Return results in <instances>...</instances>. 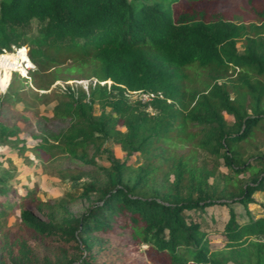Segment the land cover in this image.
I'll use <instances>...</instances> for the list:
<instances>
[{
  "label": "trees",
  "instance_id": "16d2710c",
  "mask_svg": "<svg viewBox=\"0 0 264 264\" xmlns=\"http://www.w3.org/2000/svg\"><path fill=\"white\" fill-rule=\"evenodd\" d=\"M220 1L0 0V52L29 47L32 94L54 102L53 117L67 121L39 136L34 155L96 168L79 194L66 193L71 201L96 196L85 212L74 215L64 198L41 203L49 206H39L41 215L20 210L23 227L58 240L42 254L25 238L9 241L11 187L0 171V264H264V203L254 195L264 192V139L253 137L264 131V0H247L255 17L247 23L219 12ZM19 51L0 57L2 90ZM70 63L89 80L87 90L67 83L51 89L61 79L56 71ZM201 75L205 81L193 85ZM22 81L11 77L2 104L22 100ZM128 91L163 97L133 101ZM18 132L0 116V145L19 141ZM108 140L125 155L138 153L141 163L113 157L98 165L89 147L108 151ZM255 204L259 214L250 209ZM213 206L228 215L218 246L189 215ZM117 227L128 233L103 237Z\"/></svg>",
  "mask_w": 264,
  "mask_h": 264
},
{
  "label": "rangeland",
  "instance_id": "374dc122",
  "mask_svg": "<svg viewBox=\"0 0 264 264\" xmlns=\"http://www.w3.org/2000/svg\"><path fill=\"white\" fill-rule=\"evenodd\" d=\"M217 9L227 18L229 17L235 22L247 23L253 21L255 18L250 11L247 0H221L218 3ZM237 45L240 49L242 48L241 41H238ZM25 51L27 53L29 52V47L26 45H24L19 51V59L12 60L11 65L19 62L20 59V61L27 62L29 65V62L31 61L26 57ZM8 53H13V51H9ZM24 70L25 69H21L20 73L13 72L11 74L12 77L17 73V75L23 79L22 84L24 89L21 93L22 100L16 101L13 97L10 103L6 102L2 104L0 102L3 108L0 109L1 118L10 125L18 126V137L20 139L19 141L8 145H0V171L7 170L6 174L9 176L8 185L11 187V192L8 194L6 200L11 202L14 206L9 209V215L4 224L6 229L9 230V241H13L18 237L25 238L34 248H36L37 253L42 254L48 249L53 250L56 248L59 245V242L56 238H43L23 227L20 220V210L27 207L34 213L41 215L39 211L40 205L45 211L49 208V206L45 208L41 203L48 202V205L51 206L64 198L66 200L65 207L71 213L79 215L85 212L87 208L92 205L96 196L93 195L89 201L81 198L71 201L70 198L66 196V193L72 192L79 194L81 192L82 183L89 178L87 174H93L96 168L81 162L62 158L51 162H42L34 155L32 147L39 142V136L41 134L54 133L64 129L67 126V121L55 119L53 117L52 108L54 102L46 103L43 99H38L32 94V77L29 73L24 77ZM56 72L61 79L54 82L51 89L61 90L66 83L70 85L82 83L81 81H88L89 83V80L80 76L81 71L72 66L71 63L61 66ZM1 74L4 73L1 71ZM64 77L70 79L64 81ZM204 79L205 76L201 75L193 85H200L201 81L202 83L205 81ZM10 81L11 78L9 82ZM110 83L111 82L108 80L107 85ZM7 88L3 90L0 88V94L4 95ZM49 91L50 90L47 92ZM40 92L46 91L41 90ZM127 96L133 101L144 99L143 93H136ZM95 109V112L98 114V107L96 106ZM147 110L151 111V108L148 107ZM224 116L227 121H233L232 116L226 113H224ZM253 137H255L254 143H256V141L259 143L260 139H264V131H258L256 136L253 135ZM23 144L26 146V151L20 153L18 148ZM103 147L108 151H95L93 147H89V155L94 156L98 165L107 167L109 165V160L113 157L125 161L132 166H137L142 161L141 156L138 153L125 155L119 146L110 140L106 141L103 144ZM258 147L264 152V144L259 143ZM248 149H250V147H248ZM62 169L69 173L80 171L83 173V177L77 181H73L69 178H62ZM254 195L257 203H264V192H255ZM0 199L3 201L5 198ZM234 206L239 213H243L241 206H238L237 204ZM250 209L255 214L261 212L259 204L250 205ZM57 211L58 214L61 213V209H57ZM189 215L194 220L201 222L202 228L210 235L212 245L218 246L221 240L220 232L223 229L228 216L227 209L225 207L213 206L208 208L205 212L190 211ZM126 232V229L121 230L120 227H117L112 233H108L103 237H109L115 240V238H119L128 233ZM72 244L73 243H68L66 246L71 247ZM143 250L145 251L144 245L140 246V251L142 252ZM146 262L147 264H155L149 260ZM161 263L166 264L162 261Z\"/></svg>",
  "mask_w": 264,
  "mask_h": 264
},
{
  "label": "built area",
  "instance_id": "2783aa9c",
  "mask_svg": "<svg viewBox=\"0 0 264 264\" xmlns=\"http://www.w3.org/2000/svg\"><path fill=\"white\" fill-rule=\"evenodd\" d=\"M19 50H21V48H16L15 46H12V51L13 52H17ZM7 53H8V51L6 49H2V51L0 52V57L3 56L4 54H7ZM25 55L27 56V52L26 51H25ZM20 60L17 63H13L11 65V67L10 66L7 67V70L9 72V76H11V74L13 72H21L20 71L21 69H25L24 70L25 71L24 72L25 73L24 76L26 77L27 74L29 73L28 71L34 68L33 64L30 63L28 65L27 62H23V61H20ZM1 71H2V73H4L5 69H4V66H3V62L0 60V76H1ZM95 81L96 80H93V83H95ZM81 82L82 83H79V84L82 85V87L85 90H87L88 81H81ZM101 84H103V82H101ZM61 86H63V85H61ZM0 88H1V86H0ZM136 93H143L144 99H141L140 100L141 102H149L155 97H160V98L163 97L160 92H149V91H128L127 95L131 96L132 94H136Z\"/></svg>",
  "mask_w": 264,
  "mask_h": 264
},
{
  "label": "clouds",
  "instance_id": "9594fccd",
  "mask_svg": "<svg viewBox=\"0 0 264 264\" xmlns=\"http://www.w3.org/2000/svg\"><path fill=\"white\" fill-rule=\"evenodd\" d=\"M16 48H22V47H16ZM8 51V50H7ZM10 51H12V47H11V50ZM9 52V51H8ZM28 59H29V57H28V53H27V56H26ZM30 60V59H29ZM29 63H31V64H33L32 62H29ZM32 70V69H31ZM18 73H20V72H18ZM25 77V76H24ZM10 78H11V76H10ZM10 78H9V80H10ZM8 84H9V82H8ZM8 87V85L6 86V88ZM5 88V89H6Z\"/></svg>",
  "mask_w": 264,
  "mask_h": 264
},
{
  "label": "bare ground",
  "instance_id": "6f19581e",
  "mask_svg": "<svg viewBox=\"0 0 264 264\" xmlns=\"http://www.w3.org/2000/svg\"><path fill=\"white\" fill-rule=\"evenodd\" d=\"M14 53V52H13ZM8 54V53H7ZM4 55H6V54H4Z\"/></svg>",
  "mask_w": 264,
  "mask_h": 264
}]
</instances>
